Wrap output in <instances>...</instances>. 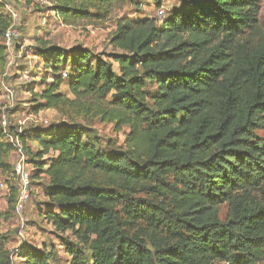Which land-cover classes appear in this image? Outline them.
Instances as JSON below:
<instances>
[{"label":"trees","instance_id":"obj_1","mask_svg":"<svg viewBox=\"0 0 264 264\" xmlns=\"http://www.w3.org/2000/svg\"><path fill=\"white\" fill-rule=\"evenodd\" d=\"M50 1L64 22L92 24L134 0ZM180 1L161 24L118 18L105 58L81 46L41 49L54 77L37 107L70 122L35 138L31 180L47 177L48 218L73 237L62 240L69 264L264 262L261 0ZM11 24L0 9V77ZM65 83L72 97L61 92ZM72 117L128 127L126 149L101 153ZM10 152L1 128L0 170ZM23 258L54 264L57 253L32 249ZM0 264H9L6 254Z\"/></svg>","mask_w":264,"mask_h":264},{"label":"rangeland","instance_id":"obj_2","mask_svg":"<svg viewBox=\"0 0 264 264\" xmlns=\"http://www.w3.org/2000/svg\"><path fill=\"white\" fill-rule=\"evenodd\" d=\"M8 6L18 14L17 29L20 35L17 42L7 50L6 64L0 77V120L2 115H7L12 132L23 135L26 168L35 176L36 172H39L34 168L37 164H33L37 159L31 154V151L36 152L39 147V141L35 138L42 134L48 136L47 134L54 131L55 125L61 122H70L66 113L53 108L39 110L37 107L43 102L38 94L53 81L54 77L53 63L49 62L48 65L45 63L41 49L51 45L65 50L81 46L105 58L113 52L109 37L116 29L118 18L136 20L154 17L161 24L172 10L181 6V1L162 0L157 4L153 0H134L119 3L107 20L92 24L87 21L72 24L64 22L55 12L50 0H0V9L10 14ZM258 17L262 36L264 0H261ZM114 66L118 68L117 64ZM59 70H63V73L69 72L65 70L63 64ZM65 78L68 79L69 76ZM149 84L151 89L156 88L154 81ZM4 85L13 90L12 97L5 91ZM61 92L72 96L67 83L62 85ZM72 119L80 128L83 139L93 143L101 153L115 156L126 149L125 137L129 133L128 127L117 131L113 124L103 123L98 119L74 117ZM53 155L54 153H50L48 156ZM49 158L44 156L41 162H47ZM5 161L9 167L4 171L0 170V182L6 181L9 191L0 190V255L6 254L9 257V264H25L23 254L27 250L53 249L57 253L54 264H69L71 257L66 252L62 240L67 236L72 240L73 237L70 232L57 230L48 218L50 207L45 190L49 182L46 175L42 174L39 178L33 179L31 198L24 205L23 220H20L14 211L19 190V176L15 170L17 154L8 153ZM226 216L227 206H222L221 217L225 219Z\"/></svg>","mask_w":264,"mask_h":264},{"label":"built area","instance_id":"obj_3","mask_svg":"<svg viewBox=\"0 0 264 264\" xmlns=\"http://www.w3.org/2000/svg\"><path fill=\"white\" fill-rule=\"evenodd\" d=\"M7 6V3H5ZM10 16L12 19V24L10 27L6 30L4 34V42L7 46V48H10L17 42L20 33L17 29V21H18V14L15 10H12L10 6ZM12 66V62H10V66ZM65 77L67 76V73H64ZM5 91L9 94V96H13V90L6 85H4ZM0 125L4 134L5 139L10 142L14 150L18 156L17 166L15 168L16 173L19 176V190L17 195V200L14 205V211L18 215V218L20 220H23L22 210L24 209V205L30 200L31 194H32V180H31V172L28 171L26 168V153L24 151V146L22 141L20 140V136L18 134H14L10 127V121L7 115H2L0 120ZM0 190L9 191V186L6 181L0 182ZM21 235H23V230H21Z\"/></svg>","mask_w":264,"mask_h":264},{"label":"crops","instance_id":"obj_4","mask_svg":"<svg viewBox=\"0 0 264 264\" xmlns=\"http://www.w3.org/2000/svg\"><path fill=\"white\" fill-rule=\"evenodd\" d=\"M66 95H68L67 93H65ZM69 96V95H68ZM72 97V96H71ZM14 154V153H13ZM17 161H18V156H17Z\"/></svg>","mask_w":264,"mask_h":264}]
</instances>
